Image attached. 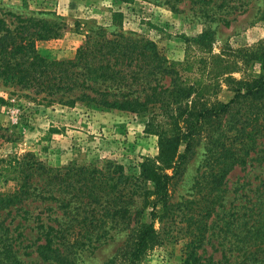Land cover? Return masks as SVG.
<instances>
[{"label":"rangeland","instance_id":"374dc122","mask_svg":"<svg viewBox=\"0 0 264 264\" xmlns=\"http://www.w3.org/2000/svg\"><path fill=\"white\" fill-rule=\"evenodd\" d=\"M247 1L243 12L227 10L231 14L225 18L233 17L228 24L202 16L188 0H0V6L55 22V37L36 42V50L49 60L72 58L84 36L98 27L149 39L173 66L182 84L192 86L188 99L208 102L226 101L232 96L230 78L257 75V63L249 59L248 51L264 44V0ZM212 2L219 4L220 0ZM216 10L217 15H223V7ZM20 94L0 84L2 159L28 152L53 171L70 167L67 180L76 188L80 183L75 182L73 170L78 166L102 170L120 166L123 174L136 176L139 162L157 154V137L145 126L156 106L134 114L83 103L48 104ZM257 107L256 121L244 124L242 138L253 144L246 163L232 165L218 190H209L213 165L208 157L215 154L217 145L207 143L206 132L213 137L220 135L221 141L232 138L234 129L229 128L224 116L219 124L206 123L194 137L192 154L169 182L166 205L157 206L153 220L156 241L136 264H264L259 261L264 242L255 238L258 234L261 241L264 239V226L260 232H251L255 220L264 224V106ZM182 148L179 146V152ZM10 176L5 162H0V192L15 188ZM54 195L61 197L59 191ZM28 203L33 214L43 207L39 202ZM59 203H47L53 207L54 216L61 222L71 215L76 218L75 210L68 217L62 215ZM38 204L41 207L34 208ZM141 205V197L133 195L123 223L105 217L103 229L93 230L86 238L73 231L69 237L82 238L83 245L73 254L72 264H125L123 253L136 227L149 221L148 208ZM0 214L11 228L20 222L13 236L20 232L14 249L23 264H54L37 255L36 245L43 240H36L37 233L29 221L21 219L20 211ZM247 252L256 253L257 260L246 256ZM190 253L195 263L188 257Z\"/></svg>","mask_w":264,"mask_h":264},{"label":"trees","instance_id":"16d2710c","mask_svg":"<svg viewBox=\"0 0 264 264\" xmlns=\"http://www.w3.org/2000/svg\"><path fill=\"white\" fill-rule=\"evenodd\" d=\"M188 2L191 6L196 5L194 9L197 13L223 24L233 19L225 18L231 14L228 9H242L243 12L248 3L247 0H220L219 4H214L212 0ZM217 7H223V15L216 14ZM55 25L53 21L16 14L0 6L1 86L20 91V95L33 101H46L48 104L56 102L73 106L83 103L89 107L134 114L147 112L150 107L156 106V112L145 126L157 137V154L139 162L136 176L123 174L120 166L113 165L112 169L107 166L104 170L78 166L73 170L77 177L75 182L80 183L76 188L67 180L72 171L70 167L62 172L53 171L28 152L0 158V162H5L12 173L10 179L15 181L13 190L0 192V213L20 211L21 219L32 224L31 228L37 233L36 240H43L36 245V253L42 261L72 264L73 254L83 245L82 238L77 236L86 238L93 230L103 229L101 224L105 217L123 223L131 197L136 195L141 197L140 208H148L149 221L138 224L122 258L125 264H136L156 241L153 220L157 206L166 205L169 182L192 154L193 139L206 123L209 126L219 124L227 116L226 123L234 129L232 138L227 136L221 141L218 138L220 135L213 137L206 132L207 143L217 145L215 154L208 157L214 166L210 177L208 175L210 192L219 189L232 165L246 163L253 144L251 140L244 141L242 138L244 124L255 122L259 116L257 106H264V44L248 51L249 59L257 63L255 77L230 78L233 88L228 100L201 102L198 98L188 99L192 86L182 84L173 66L153 41L129 33L94 28L84 36L72 58L47 59L36 50V42L55 37ZM0 101L3 102L2 99ZM238 113V118H233ZM2 137L3 133H0ZM234 139H238L235 144ZM181 145L183 148L179 152ZM207 165L208 162L205 167ZM207 169L210 167L207 166ZM56 191L61 193V197L54 195ZM101 199L103 202H100ZM74 201L77 204L72 206ZM28 202H39L43 207L40 208V204L34 206L40 210L33 214V210L27 207ZM49 202H60L58 206L63 208L62 215L67 217L75 210L76 218L71 215L61 222L52 214L53 207L47 204ZM45 211L47 214H44ZM258 221L255 220V225L251 226V232H260V227L264 226L257 224ZM19 224L11 228L9 224H4V218H0V264H23L14 249L20 232L16 237L13 233ZM73 231L77 236L70 238ZM255 236L259 243L264 242L257 237L258 234ZM248 255L257 260L256 253L247 252ZM188 257L195 263L192 253ZM259 261L264 263V248ZM240 263L245 264L244 261Z\"/></svg>","mask_w":264,"mask_h":264}]
</instances>
